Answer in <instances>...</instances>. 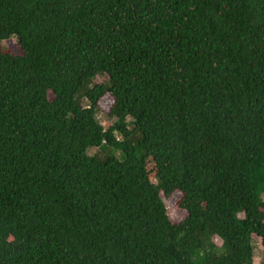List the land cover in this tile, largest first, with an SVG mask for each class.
<instances>
[{"label": "trees", "instance_id": "obj_1", "mask_svg": "<svg viewBox=\"0 0 264 264\" xmlns=\"http://www.w3.org/2000/svg\"><path fill=\"white\" fill-rule=\"evenodd\" d=\"M252 235L264 0H0V264H253Z\"/></svg>", "mask_w": 264, "mask_h": 264}, {"label": "rangeland", "instance_id": "obj_2", "mask_svg": "<svg viewBox=\"0 0 264 264\" xmlns=\"http://www.w3.org/2000/svg\"><path fill=\"white\" fill-rule=\"evenodd\" d=\"M4 49L8 50L12 54H16L18 52L15 46V40L10 39L8 41L2 42L1 45ZM101 78H96L95 82H101ZM111 105V100L109 97H104L99 104V109L95 115L97 122L104 128L107 124H111L112 120L106 117V112ZM96 152L94 149H90L87 151V155H93ZM179 198V195L173 193L170 198L165 199L161 196V200L164 204L167 217L169 221L173 224H177L181 222L184 217L185 213L178 209L176 206V202ZM213 242L216 246L220 245V241L214 237ZM251 243H252V262L253 264H264V248L260 245V241L254 235L251 236Z\"/></svg>", "mask_w": 264, "mask_h": 264}]
</instances>
